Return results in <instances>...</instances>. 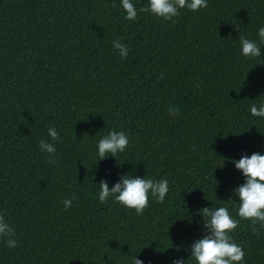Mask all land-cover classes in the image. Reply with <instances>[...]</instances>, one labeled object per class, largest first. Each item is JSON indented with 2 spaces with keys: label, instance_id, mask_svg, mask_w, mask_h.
<instances>
[{
  "label": "trees",
  "instance_id": "obj_1",
  "mask_svg": "<svg viewBox=\"0 0 264 264\" xmlns=\"http://www.w3.org/2000/svg\"><path fill=\"white\" fill-rule=\"evenodd\" d=\"M132 2L129 21L122 0H0V214L19 242L0 240V264H196L205 207H227L245 264H264V228L238 215L246 178L233 162L264 155V119L250 111L264 103V44L249 59L239 40L259 44L264 0H208L175 24ZM51 127L54 165L39 147ZM111 131L130 146L99 161ZM125 175L167 179L170 191L143 215L101 203L100 182Z\"/></svg>",
  "mask_w": 264,
  "mask_h": 264
},
{
  "label": "clouds",
  "instance_id": "obj_2",
  "mask_svg": "<svg viewBox=\"0 0 264 264\" xmlns=\"http://www.w3.org/2000/svg\"><path fill=\"white\" fill-rule=\"evenodd\" d=\"M122 7L126 12V20H137L138 11L132 0H122ZM187 8L190 11H199L208 8V0H149L148 6L139 9L141 13H151L165 21L175 24L174 18L179 17L181 10ZM259 44L255 40L239 36L241 53L249 59L261 56V44H264V27L259 28ZM113 47L119 51L121 59H127L129 48L119 39L112 41ZM163 79V76L160 77ZM196 87H199L197 84ZM251 114L254 117L264 119V103L259 107L251 106ZM170 115L179 116V106H170ZM48 136L53 143L44 139L39 142L40 150L48 154L47 163L55 164L56 146L60 136L55 127L48 129ZM130 146L129 137L123 131H111L98 142V159L117 157L124 153ZM238 170H241L246 182L234 190L239 197L238 215L243 220H248L256 231V225L264 228V155L253 153L250 157L244 155L240 160L233 161ZM99 201L108 203L109 199L119 202L128 209H134L137 215H143L150 203V196L158 203H163L170 191L167 179L155 180L152 178H140L138 176L125 175L120 182L109 187L107 180L99 184ZM75 197H73L74 199ZM65 209L72 207V199L63 201ZM200 214L204 217V227L208 230L203 238L196 240L191 246V259L196 264H245V251L242 246L233 241L231 235L240 221L232 217L227 207L202 208ZM15 229L7 222L4 214H0V240H4L9 248H16L18 241L14 238ZM134 264H143L137 257ZM173 264H185L183 259L173 261Z\"/></svg>",
  "mask_w": 264,
  "mask_h": 264
}]
</instances>
